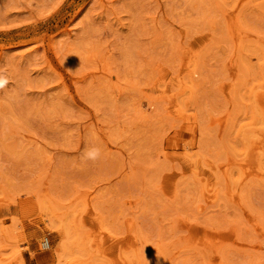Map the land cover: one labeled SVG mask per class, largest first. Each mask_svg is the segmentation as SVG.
<instances>
[{
	"label": "rangeland",
	"instance_id": "1",
	"mask_svg": "<svg viewBox=\"0 0 264 264\" xmlns=\"http://www.w3.org/2000/svg\"><path fill=\"white\" fill-rule=\"evenodd\" d=\"M261 89L264 0H0V264H264Z\"/></svg>",
	"mask_w": 264,
	"mask_h": 264
},
{
	"label": "bare ground",
	"instance_id": "2",
	"mask_svg": "<svg viewBox=\"0 0 264 264\" xmlns=\"http://www.w3.org/2000/svg\"><path fill=\"white\" fill-rule=\"evenodd\" d=\"M194 43V42H193ZM197 51V50H196ZM195 53V52H194ZM229 89V88H228ZM257 91V90H256ZM165 96V95H164ZM255 99H256V103H257V106L261 109V111H262V113H264V89H261V91H257L256 92V94H255ZM173 107V106H172ZM173 110H174V113H181V111H180V109H177L176 107H173ZM214 119V118H213ZM222 119V118H221ZM220 119V120H221ZM215 120V119H214ZM213 120V121H214ZM220 128H222V126H223V119L220 121ZM218 124V125H219ZM219 128V129H220ZM253 135H254V133H253ZM258 138H253L252 140H251V144H250V146H249V149H248V151H247V153H246V155L244 154L243 156H244V158H243V156H242V159H239V160H234V159H231L230 160V163L231 162H235L236 164L235 165H237L239 168H240V170L243 172V174H241V176L242 175H260L262 172H264V171H261V169H259V165H257V164H259L258 162H256L258 159V157H259V151H260V149L261 148H264V140H262V138H264V137H262V136H257ZM185 145H187V144H185ZM181 150V149H180ZM262 151V150H261ZM169 154H170V152H169ZM174 155L175 157L177 156V158H182V159H180V160H183V157L185 158V157H187L186 155H185V153H184V151L183 152H181V151H173V153L171 152V155ZM258 156V157H257ZM174 157V158H175ZM173 158V157H172ZM176 159V158H175ZM192 159V158H191ZM257 159V160H256ZM186 160V159H185ZM184 161V160H183ZM187 161V160H186ZM230 163H228V166H229V164ZM189 164V163H188ZM204 164V163H203ZM202 164V165H203ZM233 164V163H232ZM189 165H191V164H189ZM188 165V166H189ZM199 165H201V164H199ZM201 165V166H202ZM214 165V164H213ZM193 167H190V168H194V163H193V165H192ZM197 167H200V166H197ZM222 168V167H221ZM227 166L225 165L224 167H223V171L226 173V171H227ZM230 168H232V166H230ZM199 169V168H198ZM201 169V168H200ZM197 169H195V171H196ZM202 170V169H201ZM200 170V171H201ZM210 172V171H209ZM208 172V173H209ZM176 173V172H175ZM197 173H199V172H197ZM173 175V174H172ZM200 175V174H199ZM228 175V174H227ZM262 175V174H261ZM201 176V175H200ZM240 176V177H241ZM239 177V178H240ZM244 178V177H243ZM215 183V182H214ZM216 186V185H215ZM208 187H211V186H208ZM229 187H230V185H229ZM208 192V191H207ZM211 192L213 193V191L211 190ZM211 192H208V194L209 193H211ZM238 195V194H237ZM1 203V202H0ZM20 212V211H19ZM93 221V220H92ZM95 222V221H94ZM97 222V221H96ZM99 225V224H98ZM100 228V227H99ZM101 229V228H100ZM90 230V229H89ZM87 231V230H86ZM90 232V231H89ZM99 233V232H98ZM208 234V233H207ZM205 235V234H204ZM124 236V235H123ZM129 236V235H128ZM100 237V236H99ZM113 237V236H112ZM207 237V236H206ZM204 237V239H205V241L208 239V240H210V241H208L209 243H213L214 242V244H215V241H217V239L218 238H215V236H210V237ZM117 238V237H116ZM128 238H130V237H128ZM223 238V237H222ZM121 239H122V237H121ZM124 239V240H123ZM121 241H122V246H134V243H136V242H133L132 240H129V239H125V238H123ZM203 239V240H204ZM88 240H90V239H88ZM93 240V239H92ZM110 240V239H109ZM114 240V239H113ZM206 241V244L208 243ZM213 241V242H212ZM95 243H99V241L97 240V242L96 241H94ZM109 243V242H108ZM208 243V244H209ZM115 244V243H114ZM40 245H41V247H44V248H49L50 247V243H49V241H48V239H43L41 242H40ZM95 245V244H94ZM103 246H105V245H103ZM109 246V245H108ZM97 247V246H96ZM115 247H116V244H115ZM101 248H102V246H101ZM101 248H100V250H101ZM119 248V247H118ZM102 250H105V251H108L107 249H104V248H102ZM101 250V251H102ZM109 250L111 251V249L109 248ZM112 251H113V248H112ZM113 253V252H112ZM121 253H122V251H121ZM103 254H104V252H103ZM114 254V256L112 257L113 259L114 258H116L117 257V255H116V257H115V253H113ZM112 258H111V260H112ZM118 258V257H117ZM115 260V259H114ZM114 260L112 261V263H110V264H114V263H116V261H118V260H115V262H114ZM125 260V259H124ZM114 262V263H113ZM74 263V262H73ZM76 264V263H75ZM89 264V263H88ZM106 264H109V262L108 263H106ZM116 264H118V263H116ZM121 264H122V262H121ZM126 264V263H125Z\"/></svg>",
	"mask_w": 264,
	"mask_h": 264
},
{
	"label": "clouds",
	"instance_id": "3",
	"mask_svg": "<svg viewBox=\"0 0 264 264\" xmlns=\"http://www.w3.org/2000/svg\"><path fill=\"white\" fill-rule=\"evenodd\" d=\"M90 155H94V154H90Z\"/></svg>",
	"mask_w": 264,
	"mask_h": 264
}]
</instances>
